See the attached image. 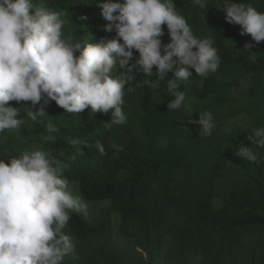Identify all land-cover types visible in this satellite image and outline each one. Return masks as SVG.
Here are the masks:
<instances>
[{"label":"trees","instance_id":"obj_1","mask_svg":"<svg viewBox=\"0 0 264 264\" xmlns=\"http://www.w3.org/2000/svg\"><path fill=\"white\" fill-rule=\"evenodd\" d=\"M106 2L31 0L33 14L37 7L66 12L63 38L82 44L118 39L114 26L105 31L109 22L101 5ZM201 2L206 7L194 0H173L194 36L214 41L220 65L204 78L190 68L192 76L177 82V91L186 96L184 109L168 111L175 97L167 81L174 72L160 80L155 67L151 77L133 70L134 79L125 86L123 125L106 126L111 112L93 113L89 107L67 113L50 100L44 105L47 116L37 122L27 118L30 102L6 105L19 109L16 118L25 122L18 130L0 132V160L10 163L24 152H49L67 165L63 175L72 195L108 204L97 219L70 213L63 232L72 238L75 251L62 264H264V148L247 139L264 128V42L240 35L241 27L227 23L224 10L226 2L250 3L264 13V0ZM162 29L166 46L171 38L166 24ZM138 59L133 50L129 66ZM122 71L117 62L112 77ZM244 79L249 87L236 96L232 86ZM204 112L212 114L213 124L242 117L248 124L205 136L195 123ZM49 122L59 131L48 133ZM47 135L54 141L45 143ZM71 140L84 142L79 153ZM97 140L107 155L100 154ZM241 145L252 147L259 162L238 157ZM112 214H118V222Z\"/></svg>","mask_w":264,"mask_h":264},{"label":"clouds","instance_id":"obj_2","mask_svg":"<svg viewBox=\"0 0 264 264\" xmlns=\"http://www.w3.org/2000/svg\"><path fill=\"white\" fill-rule=\"evenodd\" d=\"M194 2L206 7L201 0ZM101 7L109 22L105 31L111 32L114 26L118 39L82 44L63 38L66 12L37 7L33 14L31 0H0V132L18 130L25 122L16 118L19 109L6 106L13 101L31 103L26 115L33 122L47 116L44 105L50 100L67 113H81L89 107L93 113L111 112L106 126L123 125L125 86L134 79V69L151 77L155 67L160 80L174 72V79L167 81V90L175 97L168 103V111L184 104L186 96L177 91V82L192 76L190 68L202 78L218 70L220 57L214 41L195 37L173 0H107ZM224 10L226 22L241 27L240 35L250 36L256 44L264 42V13L250 3L226 2ZM165 24L171 38L166 46L161 40ZM133 50L139 59L129 66ZM117 62L123 71L113 78ZM37 105L41 106L34 111ZM212 121V114L204 112L195 123L209 136ZM58 131L54 124H47L48 133ZM247 139L264 148V128ZM43 141H54V137L47 135ZM69 143L79 153L84 142ZM96 147L101 155H107L99 140ZM236 155L259 162L252 147L241 145ZM76 158V154L71 156L73 161ZM66 168L43 150L24 152L10 163L0 160V264H62L65 256L74 253L72 238L63 229L70 213L87 219L89 209L84 200L72 195L70 182L63 175Z\"/></svg>","mask_w":264,"mask_h":264},{"label":"rangeland","instance_id":"obj_3","mask_svg":"<svg viewBox=\"0 0 264 264\" xmlns=\"http://www.w3.org/2000/svg\"><path fill=\"white\" fill-rule=\"evenodd\" d=\"M249 80L244 79L243 81H241V83L239 85H234L232 86V91L234 92V94L236 96H239L240 94H242V92H244L248 87H249ZM186 106H182L180 107L181 109H184ZM248 124V119L246 117H242V118H238V119H234V120H229V121H225L221 124H213L214 127L212 128V131H215L217 133H226V132H232L234 130H236V128L240 125H247ZM77 196V195H74ZM88 209H89V214L88 217L97 219V218H101L104 214V212L106 210H108V204L107 203H97V204H93V203H88ZM112 218L115 221H119V216L118 214H112ZM112 220V228L115 230L117 227V223Z\"/></svg>","mask_w":264,"mask_h":264}]
</instances>
